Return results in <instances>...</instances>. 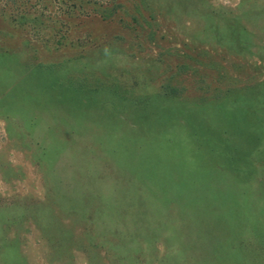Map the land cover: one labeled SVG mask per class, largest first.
<instances>
[{"label":"rangeland","instance_id":"obj_1","mask_svg":"<svg viewBox=\"0 0 264 264\" xmlns=\"http://www.w3.org/2000/svg\"><path fill=\"white\" fill-rule=\"evenodd\" d=\"M0 264H264V0H0Z\"/></svg>","mask_w":264,"mask_h":264},{"label":"trees","instance_id":"obj_2","mask_svg":"<svg viewBox=\"0 0 264 264\" xmlns=\"http://www.w3.org/2000/svg\"><path fill=\"white\" fill-rule=\"evenodd\" d=\"M218 164V163H217ZM211 165V168H213L212 167V164H210ZM214 165V164H213ZM221 166V165H220ZM221 167H223V166H221ZM222 184V183H221ZM221 187V186H220ZM242 237H243V235H242ZM237 239H241L240 237H238ZM242 247L241 248H236V249H234L235 251L236 250H238V252L240 251V253H241V257H243L244 256V254H245V252H248V250L247 249H251V251H254L255 250V246H253V243L252 242H250V240L248 239L247 240V238H245L244 240L242 239ZM249 247V248H248Z\"/></svg>","mask_w":264,"mask_h":264}]
</instances>
